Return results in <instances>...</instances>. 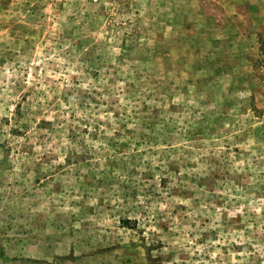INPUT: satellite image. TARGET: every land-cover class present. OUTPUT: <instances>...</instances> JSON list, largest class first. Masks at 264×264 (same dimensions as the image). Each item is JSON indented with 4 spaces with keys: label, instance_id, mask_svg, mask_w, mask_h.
I'll return each instance as SVG.
<instances>
[{
    "label": "rangeland",
    "instance_id": "rangeland-1",
    "mask_svg": "<svg viewBox=\"0 0 264 264\" xmlns=\"http://www.w3.org/2000/svg\"><path fill=\"white\" fill-rule=\"evenodd\" d=\"M243 5L0 0V264H264Z\"/></svg>",
    "mask_w": 264,
    "mask_h": 264
},
{
    "label": "crops",
    "instance_id": "crops-1",
    "mask_svg": "<svg viewBox=\"0 0 264 264\" xmlns=\"http://www.w3.org/2000/svg\"><path fill=\"white\" fill-rule=\"evenodd\" d=\"M242 3L244 4L243 12L241 14L238 13L239 15V20L242 19L244 16H249L250 14L254 17H258L255 19L254 26L255 29L257 30V35L261 32H264V0H254V2H251L249 0H242ZM263 30V31H262ZM238 32L233 33V36H235L236 41H238V44H241V41L243 40L242 44V50H241V55H234L233 61L234 64H239L241 67L246 66L247 69L245 71V76L247 77L246 83L248 85H243L244 88L246 89V101L247 105H245V109L247 108V116L250 118L255 119L256 122L258 121H263L262 119L264 116V79L259 77V70L257 66H255V61L252 60V50L256 49L257 47H253L255 43H249V37L245 36L243 38L244 32H242V35H237ZM248 34V32H247ZM237 35V36H236ZM259 48V47H258ZM247 57L248 59H244ZM243 60V61H242ZM234 64H232L234 67ZM8 245V244H7ZM8 248V247H7ZM85 253H90V252H84V253H79L82 257L86 255ZM98 258L102 259L107 257L108 255H111L110 257L114 256L115 253H100V252H91ZM2 260L4 259L5 256V261L8 262L7 258L9 257L8 251L3 248L2 253H0ZM74 259H77V256H75ZM4 261V260H3ZM83 262L82 259L80 260H75L73 263H81ZM109 264H116L115 262H111ZM119 264V263H118Z\"/></svg>",
    "mask_w": 264,
    "mask_h": 264
}]
</instances>
